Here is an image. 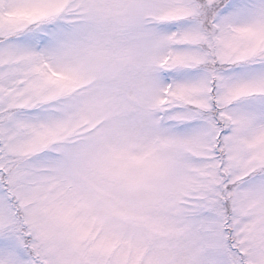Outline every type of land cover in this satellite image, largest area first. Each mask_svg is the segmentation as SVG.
<instances>
[{
	"label": "snow or ice",
	"instance_id": "obj_1",
	"mask_svg": "<svg viewBox=\"0 0 264 264\" xmlns=\"http://www.w3.org/2000/svg\"><path fill=\"white\" fill-rule=\"evenodd\" d=\"M0 264H264V0H0Z\"/></svg>",
	"mask_w": 264,
	"mask_h": 264
}]
</instances>
